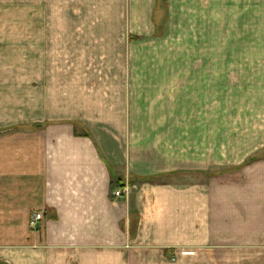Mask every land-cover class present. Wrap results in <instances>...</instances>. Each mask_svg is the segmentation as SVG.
Listing matches in <instances>:
<instances>
[{
  "label": "crops",
  "instance_id": "0c3cea01",
  "mask_svg": "<svg viewBox=\"0 0 264 264\" xmlns=\"http://www.w3.org/2000/svg\"><path fill=\"white\" fill-rule=\"evenodd\" d=\"M27 3L107 10L76 11L60 24L119 25L120 32L111 41L101 33L100 48L82 52L65 38L58 76L48 53L43 67L31 60L27 112L11 123L0 114V264H146L148 254L162 261L185 251L197 264H220L222 257L195 255L264 246V128L238 129L229 145L226 128L212 125L222 84L204 76L181 93L176 66L140 63L150 36L138 29L154 25L152 36H160L156 26L178 24L179 10L193 23L234 24L232 11L264 9V0ZM224 11L230 15L219 16ZM181 96L190 104L186 130ZM35 212L43 219L31 229Z\"/></svg>",
  "mask_w": 264,
  "mask_h": 264
},
{
  "label": "rangeland",
  "instance_id": "374dc122",
  "mask_svg": "<svg viewBox=\"0 0 264 264\" xmlns=\"http://www.w3.org/2000/svg\"><path fill=\"white\" fill-rule=\"evenodd\" d=\"M11 1H0V114L6 117L4 123H11L15 113L27 112L28 67L31 60L36 66L43 67L49 61V54L52 76H58L63 60L61 49L66 47L65 38H72L68 43L82 52L97 50V46L100 48L99 44L103 43L98 39L101 33L107 34L108 41H111L110 35L120 32L119 25H92L88 22L60 24L61 17H77L76 11H80L82 16H99L101 11L107 10L33 9L27 7V0L14 1L17 5L14 7ZM176 12L174 21L178 20V24L156 26L160 36H152L154 25L138 28L150 36L146 44L149 47L139 53L142 56L140 63L176 66L179 72L172 76L180 80L181 93L192 86L189 82L204 80V76L206 79L211 76L214 83H221L219 86H222L225 95L221 104H212V125L216 128L220 123L226 128L229 145L235 142L238 129L252 128L255 124L264 128V9L232 11V21L237 22L222 26L204 25L203 19H199L200 23H193L194 18L189 17L188 10ZM218 14L230 15L226 11L225 15ZM78 18L79 21L91 20ZM120 27L125 32L124 26ZM78 33L80 39L76 40L75 34ZM115 52L119 53L116 49ZM38 70L43 72V69ZM168 75L160 74L164 78ZM212 90L213 96L219 93L218 88L213 87ZM185 99L181 96L180 122L181 128L186 130L190 104ZM195 257H222L220 264H264V246L212 249L206 253L201 250ZM146 259V264H197V261L189 259L186 251L183 255L165 254L162 261L152 254H148ZM206 262L218 264L213 260Z\"/></svg>",
  "mask_w": 264,
  "mask_h": 264
},
{
  "label": "built area",
  "instance_id": "2783aa9c",
  "mask_svg": "<svg viewBox=\"0 0 264 264\" xmlns=\"http://www.w3.org/2000/svg\"><path fill=\"white\" fill-rule=\"evenodd\" d=\"M115 196H120L123 194L122 190H118L115 193ZM43 219V214L40 212H35L30 219V227L31 229H36L38 226L39 222Z\"/></svg>",
  "mask_w": 264,
  "mask_h": 264
}]
</instances>
